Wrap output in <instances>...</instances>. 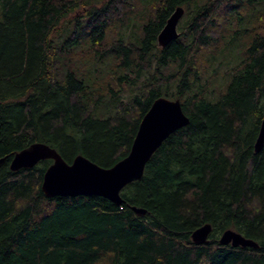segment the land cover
<instances>
[{
  "label": "trees",
  "instance_id": "16d2710c",
  "mask_svg": "<svg viewBox=\"0 0 264 264\" xmlns=\"http://www.w3.org/2000/svg\"><path fill=\"white\" fill-rule=\"evenodd\" d=\"M177 7L179 37L160 48ZM159 97L189 123L120 205L47 198L51 160L9 168L34 143L110 168ZM263 115L264 0H0V264H264ZM227 229L259 247L219 245Z\"/></svg>",
  "mask_w": 264,
  "mask_h": 264
},
{
  "label": "water",
  "instance_id": "95a60500",
  "mask_svg": "<svg viewBox=\"0 0 264 264\" xmlns=\"http://www.w3.org/2000/svg\"><path fill=\"white\" fill-rule=\"evenodd\" d=\"M184 14L182 7H177L168 17L157 36V45L165 47L179 37L177 25ZM188 117L183 113L178 100L164 97L155 99L141 118L128 154L110 168H102L77 155L70 164L49 146L34 143L13 155L9 168L15 172L20 169H31L43 160H51L45 170L41 191L47 198H73L95 196L104 198L115 205L123 201L120 191L130 183L141 179L146 163L164 140L175 131L186 127ZM264 142V115L254 144L255 152H259ZM5 157L0 158V164ZM137 215H143V209L131 208ZM211 225L204 224L194 230L191 241L196 245L208 243ZM218 244L231 247H249L257 249L256 242L244 238L232 229L222 232Z\"/></svg>",
  "mask_w": 264,
  "mask_h": 264
},
{
  "label": "rangeland",
  "instance_id": "374dc122",
  "mask_svg": "<svg viewBox=\"0 0 264 264\" xmlns=\"http://www.w3.org/2000/svg\"><path fill=\"white\" fill-rule=\"evenodd\" d=\"M183 16H184V15H183ZM183 16H182V17H183ZM183 21H184V17L181 18V19L179 20L178 25H177V31H178V29H179V25H180Z\"/></svg>",
  "mask_w": 264,
  "mask_h": 264
}]
</instances>
